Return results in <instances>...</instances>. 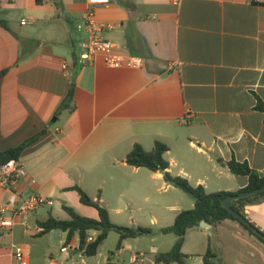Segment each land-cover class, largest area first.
Masks as SVG:
<instances>
[{
  "label": "crops",
  "instance_id": "crops-1",
  "mask_svg": "<svg viewBox=\"0 0 264 264\" xmlns=\"http://www.w3.org/2000/svg\"><path fill=\"white\" fill-rule=\"evenodd\" d=\"M93 8L103 39L115 53L141 58V67L111 68L99 54L81 62L86 35L77 25L89 9L86 0H0V20L7 23L0 24V152L34 139L17 158L26 177L15 188L23 197L38 193L52 200L14 216L10 230L0 229V264H17L11 243L21 247L27 264H154L162 252L135 248L142 236L111 252L104 249L110 232L87 257L77 235L41 233L39 226L49 217L68 220L63 206L98 218L75 187L99 201L119 226L155 184L173 188L161 172L126 164L135 144L145 151L156 141L166 144L168 171L207 193H235L247 185L246 176L225 166L231 159L264 176V109L258 108L264 106V4L110 0ZM22 19L29 23L21 25ZM69 94L70 106L60 110ZM7 200L0 186V208ZM168 208L173 223L183 210ZM243 212L264 232V201ZM213 230L220 231L217 242ZM97 234L90 231L88 240ZM242 234L231 220L189 228L182 246L186 264H202L208 248L215 259L242 264L247 257L235 239ZM188 236L197 252L185 250ZM64 245L69 248L62 252ZM260 258L255 264H264Z\"/></svg>",
  "mask_w": 264,
  "mask_h": 264
},
{
  "label": "trees",
  "instance_id": "trees-1",
  "mask_svg": "<svg viewBox=\"0 0 264 264\" xmlns=\"http://www.w3.org/2000/svg\"><path fill=\"white\" fill-rule=\"evenodd\" d=\"M0 24L4 28H7L6 21L0 20ZM70 102L71 98L69 94L63 101V104H61L60 110L68 108L70 106ZM258 108L264 109V106L259 105ZM33 140L34 139L27 140L16 148L0 152V165L10 160H17L21 151L28 144L33 142ZM167 151V145L159 141L154 143L151 151H145L139 144H135L131 151L126 155L125 159L126 164L130 166L136 168H146L153 172H161L166 184L188 194L194 201L193 208L180 211L175 216L172 225L162 227L158 230L161 234H174L176 236V241L169 251L155 255L154 264H186L188 256L182 253L185 235L189 230V226L199 227V224L202 221L212 226H215L217 223L225 220L236 221L245 230H247L250 235H253L261 243H264V240L255 235L250 229L243 225L241 221L233 217L229 211L221 206V201L227 196L251 191L264 186V176H260L256 171L252 170L246 162H238L235 159H231L224 163L225 166L233 175L246 176L248 178L247 185L235 193L224 191L207 193L202 186H192L185 178L174 176L168 171L169 163L164 158V154ZM74 189L79 193L82 204L93 207L97 211L98 218L93 219L82 216L75 212L73 208L63 206V209L69 215V219L59 220L49 217L45 222L39 224L41 233H46L51 230H61L66 232L67 239L77 235L79 238V248L87 257L96 255L99 246L107 238L110 232H115L118 235L117 248H120L123 240L153 234V231L150 228H129L113 224L110 221L108 211L100 205L99 201L92 200L79 187H75ZM262 201H264V192L233 200L231 201L230 206L234 211L240 213L244 218H246L243 212L244 207L247 205H254ZM247 220L249 221V219ZM250 223L252 226L256 227L254 223ZM258 230L264 234V232L260 229ZM90 231H96L98 234L95 238L88 240ZM216 256L217 255L210 248H208L202 256V264H214L213 260Z\"/></svg>",
  "mask_w": 264,
  "mask_h": 264
},
{
  "label": "built area",
  "instance_id": "built-area-1",
  "mask_svg": "<svg viewBox=\"0 0 264 264\" xmlns=\"http://www.w3.org/2000/svg\"><path fill=\"white\" fill-rule=\"evenodd\" d=\"M178 3L179 0H172ZM89 9L82 17L81 22L77 25V30L85 33L86 38L80 43V59L82 63L92 60L95 55H101L106 66L111 68L121 67H141L143 60L141 58L128 55L118 54L114 52V45L103 39L104 26L98 24L94 20L93 7L97 5H107L110 0H86ZM259 4H264V0H256ZM29 22L25 19L21 20V25ZM63 70L67 69V64L63 62ZM26 171L17 160H10L0 165V186L8 192V200L0 208V229L10 230L13 226L14 216L26 215L35 211L42 205H51L52 200L38 193H32L23 197L16 190L15 184L18 178H25ZM33 182V180L31 181ZM8 213V215H7ZM14 259L17 264H27L24 259V251L15 243H11ZM68 245L61 247V251L68 250Z\"/></svg>",
  "mask_w": 264,
  "mask_h": 264
},
{
  "label": "rangeland",
  "instance_id": "rangeland-1",
  "mask_svg": "<svg viewBox=\"0 0 264 264\" xmlns=\"http://www.w3.org/2000/svg\"><path fill=\"white\" fill-rule=\"evenodd\" d=\"M193 203V198L188 194L184 193L183 191L175 187L166 189L162 187V184H155L149 198L147 200L143 198L138 199L136 204L132 206L135 215L131 219L122 221L121 226L129 228H150L153 231V234L138 238L139 240H136L138 242H136L137 244L135 245V248H139L149 253L150 247L155 246L157 247L158 252H167L171 249L174 242L176 241V236L172 233L161 234L158 232V230L161 227H167L172 225V219L170 218L175 213L168 207L176 206L181 208L182 210H189L192 208L191 204ZM234 223L235 225H237V227H239V229L243 233L241 236H239V238H235L237 239L236 243H239L237 244V247H241L244 256L247 257V260H242L241 263L255 264V262H257L256 260L258 259V257L264 258V243H261L253 235H250V233L245 230L238 222L235 221ZM218 233H220L219 230H213V239L215 242L218 241L216 238ZM226 235L229 237L230 233H226ZM188 237L189 238L187 240L188 242L185 246V250L192 253L197 252V247L195 246L193 236ZM152 238L155 239L154 242L151 241ZM117 241L118 235L115 232L110 233L108 240L104 244V249L111 250V252H116ZM131 243H133L132 240ZM247 246L252 248L254 251L248 250ZM126 251L127 250H125V252ZM214 251L216 253L219 252L218 248H215ZM252 252L253 254H251ZM123 254L128 256L129 251ZM192 262H194V260ZM214 262L215 264H231L226 260L224 263L219 258L214 259Z\"/></svg>",
  "mask_w": 264,
  "mask_h": 264
},
{
  "label": "water",
  "instance_id": "water-1",
  "mask_svg": "<svg viewBox=\"0 0 264 264\" xmlns=\"http://www.w3.org/2000/svg\"><path fill=\"white\" fill-rule=\"evenodd\" d=\"M262 192H264V186L259 187L257 189H253L251 191H245V192H241V193H238L235 195L227 196L221 201V206L223 208H225L227 211H229L233 215V217H235L236 219L241 221V223H243V225H245L248 229H250L255 235H257L259 238L264 240V234H262L256 227L252 226L251 223L246 218H244L240 213L234 211L230 206L231 201H233V200L249 197L252 195H257V194H260ZM191 227L192 226H189V228H191ZM199 227L210 229L211 225L202 221V222H200Z\"/></svg>",
  "mask_w": 264,
  "mask_h": 264
}]
</instances>
